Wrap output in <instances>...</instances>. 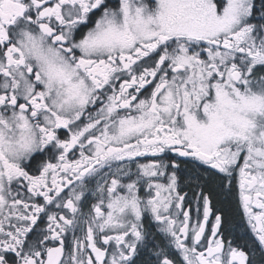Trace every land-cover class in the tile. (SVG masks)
Segmentation results:
<instances>
[{
  "label": "snow or ice",
  "instance_id": "obj_1",
  "mask_svg": "<svg viewBox=\"0 0 264 264\" xmlns=\"http://www.w3.org/2000/svg\"><path fill=\"white\" fill-rule=\"evenodd\" d=\"M0 264H264V0H0Z\"/></svg>",
  "mask_w": 264,
  "mask_h": 264
}]
</instances>
